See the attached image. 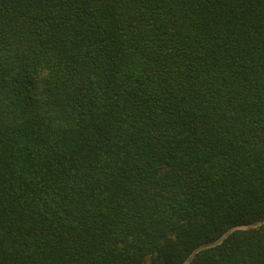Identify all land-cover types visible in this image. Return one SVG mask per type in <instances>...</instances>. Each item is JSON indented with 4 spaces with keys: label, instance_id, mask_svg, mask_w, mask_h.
<instances>
[{
    "label": "trees",
    "instance_id": "trees-1",
    "mask_svg": "<svg viewBox=\"0 0 264 264\" xmlns=\"http://www.w3.org/2000/svg\"><path fill=\"white\" fill-rule=\"evenodd\" d=\"M0 264H264V0H0Z\"/></svg>",
    "mask_w": 264,
    "mask_h": 264
}]
</instances>
